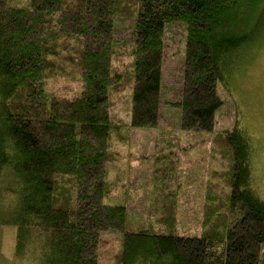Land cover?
I'll return each instance as SVG.
<instances>
[{"label":"trees","instance_id":"trees-1","mask_svg":"<svg viewBox=\"0 0 264 264\" xmlns=\"http://www.w3.org/2000/svg\"><path fill=\"white\" fill-rule=\"evenodd\" d=\"M132 1L0 0V211L4 224L17 228L16 256L32 264H99L98 249L109 232L122 236L116 264H264V199L253 181V143L239 126L219 137L224 148L213 156L229 160L230 191H207L210 223L201 236L176 229L177 190L162 168L171 152L162 150L152 212L169 233L152 225L126 231V204L113 195L120 126L111 107L114 91L126 85L114 65L124 48L115 20ZM133 5L131 126L156 128L163 118L165 29L173 23L186 26L183 82L177 100L166 102L180 111L181 130L212 132L224 105L218 84L228 58L259 27L264 0ZM69 64L79 72L81 90L50 94L53 77L71 76Z\"/></svg>","mask_w":264,"mask_h":264},{"label":"rangeland","instance_id":"rangeland-1","mask_svg":"<svg viewBox=\"0 0 264 264\" xmlns=\"http://www.w3.org/2000/svg\"><path fill=\"white\" fill-rule=\"evenodd\" d=\"M134 3L135 0L125 14L115 20V33L124 39V48L115 57L114 65L126 75L123 82L126 85H120L112 96L111 115L120 126L114 140L115 156L112 157L116 166L111 177L119 180L114 186V200L126 204V231L136 232L140 227L146 229L152 225L155 232L169 233L166 227L156 225L152 212L158 156L161 150L169 151L171 153H166L167 160L162 168L168 169L171 175L166 180L177 190L176 229L186 236H201L204 224L210 223L205 220L207 191L222 196L230 191L225 179L229 160L213 155L224 148L220 135L232 131L235 126L246 132L253 143L250 155L253 181L264 199V16L249 41L235 49L228 58L223 80L218 84L224 105L217 112L212 132L181 130L180 111L166 102H174L179 97L186 46V26L168 23L165 29L168 57L162 72L163 118L156 128H134L130 122L132 89L129 82L135 51L133 31L136 20L131 10V7L135 8ZM66 69L71 71V76L63 73L53 77L48 83L50 94L69 97L81 90L78 70L72 64ZM164 143H171L172 149ZM226 157L230 159L231 155ZM222 199L225 204V198ZM105 201L109 202L108 199ZM3 216L0 211V264H32L29 257L16 256L17 228L4 224ZM121 237V234L109 232L103 235L98 249L99 264H116Z\"/></svg>","mask_w":264,"mask_h":264}]
</instances>
